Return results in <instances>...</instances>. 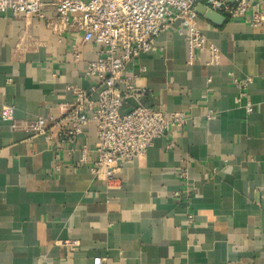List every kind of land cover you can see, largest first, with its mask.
<instances>
[{
    "label": "crops",
    "instance_id": "obj_1",
    "mask_svg": "<svg viewBox=\"0 0 264 264\" xmlns=\"http://www.w3.org/2000/svg\"><path fill=\"white\" fill-rule=\"evenodd\" d=\"M41 2L57 25L50 0ZM224 18L220 26L195 18L219 52L217 65L201 54L188 64L187 44L171 30L154 40L161 53L128 65L149 90L142 103L189 119L121 164L113 186L89 173L93 125L79 142L88 148L86 164L72 168L63 152L56 172L52 143L0 118V264H264V31L247 18ZM96 51L43 20L0 13V116L8 108L17 123L58 118L73 100L67 86L90 89L83 69ZM246 78L238 101L232 80ZM134 106L130 100L121 113ZM181 167L187 179L177 177Z\"/></svg>",
    "mask_w": 264,
    "mask_h": 264
},
{
    "label": "built area",
    "instance_id": "obj_2",
    "mask_svg": "<svg viewBox=\"0 0 264 264\" xmlns=\"http://www.w3.org/2000/svg\"><path fill=\"white\" fill-rule=\"evenodd\" d=\"M197 4L223 15L231 20L247 18L254 29L264 31V0H50L57 25L46 18L41 0H0V13H10L14 18H37L51 25L57 34H76L82 43L97 46L96 56L85 63L83 75L93 81L88 91L67 86L72 94L70 104L58 118L51 115L38 117L28 122L17 123L8 108H3L0 118L12 122V128L32 136H42L53 144L54 170L59 171L61 154L65 152L71 160V167L86 164L88 148L82 142L86 129L93 125L96 133L95 158L89 165V173L95 180L113 186L115 175L121 164H129L143 156L153 142L166 136L170 129H181L189 116L184 111L167 112L163 108H151L142 103L149 90L142 87L139 78L127 71L140 54L161 53L154 40L164 31L171 30L187 44L191 64L196 54L206 56L208 65L219 63V52L195 24ZM72 60L81 62L77 48H73ZM145 69L139 68L140 72ZM250 78L233 79L239 89L238 101L245 96L244 90ZM95 94V99L92 95ZM130 100L135 106L127 113H121ZM245 111L252 107L246 104ZM212 110L206 114L210 119ZM174 147L170 140L166 151ZM79 159L73 161L74 154ZM177 177L187 179L188 168L181 167ZM187 196L195 194L188 188ZM173 195L178 196L179 192ZM193 216L188 214L184 224H192ZM71 243L70 245H73ZM94 258L93 264H100Z\"/></svg>",
    "mask_w": 264,
    "mask_h": 264
},
{
    "label": "water",
    "instance_id": "obj_3",
    "mask_svg": "<svg viewBox=\"0 0 264 264\" xmlns=\"http://www.w3.org/2000/svg\"><path fill=\"white\" fill-rule=\"evenodd\" d=\"M229 3H232L233 0H226ZM194 12L199 15L202 16L205 20H207L210 23H213L217 26H220L225 18L224 16L220 15L219 13L207 8L206 6H204L203 4H197L195 6Z\"/></svg>",
    "mask_w": 264,
    "mask_h": 264
}]
</instances>
